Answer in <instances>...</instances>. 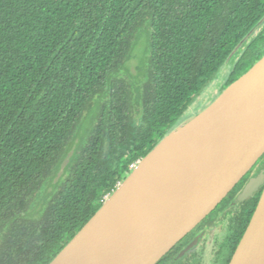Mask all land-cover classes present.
Segmentation results:
<instances>
[{"label":"trees","instance_id":"16d2710c","mask_svg":"<svg viewBox=\"0 0 264 264\" xmlns=\"http://www.w3.org/2000/svg\"><path fill=\"white\" fill-rule=\"evenodd\" d=\"M149 19L152 77L133 116L114 74ZM263 20L264 0H0V264H49ZM241 50L212 102L263 58L264 28ZM75 137L81 152L40 202Z\"/></svg>","mask_w":264,"mask_h":264},{"label":"water","instance_id":"95a60500","mask_svg":"<svg viewBox=\"0 0 264 264\" xmlns=\"http://www.w3.org/2000/svg\"><path fill=\"white\" fill-rule=\"evenodd\" d=\"M263 155L264 56L139 160L49 264H158ZM230 264H264V192Z\"/></svg>","mask_w":264,"mask_h":264},{"label":"flooded vegetation","instance_id":"af4514ba","mask_svg":"<svg viewBox=\"0 0 264 264\" xmlns=\"http://www.w3.org/2000/svg\"><path fill=\"white\" fill-rule=\"evenodd\" d=\"M261 183L254 193L237 202L246 186ZM264 192V155L216 209L189 232L158 264H230Z\"/></svg>","mask_w":264,"mask_h":264},{"label":"rangeland","instance_id":"374dc122","mask_svg":"<svg viewBox=\"0 0 264 264\" xmlns=\"http://www.w3.org/2000/svg\"><path fill=\"white\" fill-rule=\"evenodd\" d=\"M140 25H138L139 27L136 29L135 35L133 37L132 47L128 59L125 61L123 67L114 74V79L119 82L121 81L124 84V86L131 91L130 110L133 116L134 115L136 116L137 113H139L141 110V105L137 101L144 96L146 87L147 85H149L148 83L150 81V78L152 77V71H151L152 67L150 65L151 64V54H150L151 33H152L150 26V19L144 20L142 25L141 26ZM263 28H264V20L251 36L258 34ZM251 36H249V39L251 38ZM242 46L243 45H240L235 50L234 54L226 61V63L220 69L215 79L196 98L195 102L190 108L189 118L200 113L212 103V100L217 95L221 85L224 83V80L229 75L234 65L235 59H237L241 55ZM99 99H100V95H97L95 96L94 100H92V103L84 113L82 121L79 123L75 134H78V132H80V130L83 128V126L85 125L84 122L87 120L88 116L90 115V112H92V106H94V101ZM100 105L103 106L104 104L100 102ZM99 117H100V113L98 112L97 120L99 119ZM76 137L73 140H71V146L67 152V155L56 163L54 170L52 171L50 177H48L46 181L45 190L44 192H42L39 198L40 202L44 197H46V195H48L46 199L48 200L59 189L60 186L59 183L61 179L65 177L66 170L70 167L71 163L73 162V156L75 152L78 153L81 152L82 144L78 143V138ZM77 143L79 145H77ZM108 145L109 142L106 143V147H105L106 149L104 154L105 156H108V152H109ZM39 203L37 206H39ZM34 207H36V204L34 205Z\"/></svg>","mask_w":264,"mask_h":264},{"label":"built area","instance_id":"2783aa9c","mask_svg":"<svg viewBox=\"0 0 264 264\" xmlns=\"http://www.w3.org/2000/svg\"><path fill=\"white\" fill-rule=\"evenodd\" d=\"M135 165H136V164H134L133 166H131V170L134 168Z\"/></svg>","mask_w":264,"mask_h":264}]
</instances>
